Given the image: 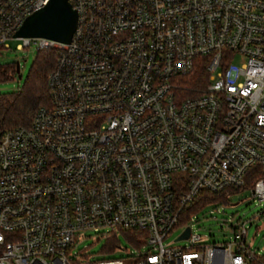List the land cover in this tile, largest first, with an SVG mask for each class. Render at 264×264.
<instances>
[{
  "label": "built area",
  "instance_id": "built-area-1",
  "mask_svg": "<svg viewBox=\"0 0 264 264\" xmlns=\"http://www.w3.org/2000/svg\"><path fill=\"white\" fill-rule=\"evenodd\" d=\"M47 1L0 0V51H58L48 103L0 129V264H264L244 223L208 244L197 212L178 224L201 191L264 166V0H70L69 42L15 37ZM201 60L205 82L187 85ZM249 190L264 201V177ZM176 228L187 244L165 245ZM86 231L99 252L78 248Z\"/></svg>",
  "mask_w": 264,
  "mask_h": 264
},
{
  "label": "rangeland",
  "instance_id": "rangeland-1",
  "mask_svg": "<svg viewBox=\"0 0 264 264\" xmlns=\"http://www.w3.org/2000/svg\"><path fill=\"white\" fill-rule=\"evenodd\" d=\"M19 39L8 41L9 48L0 51V64L19 62L20 78L0 82V92L16 90L24 81L30 64L36 53L35 46L19 49ZM242 56H234V62L242 61ZM244 223L246 228V243L257 255L264 258V201H257L249 189L231 195L228 203H213L199 210L192 221V232L200 236V243L222 242L229 240L232 233L229 225ZM180 229L176 228L163 240L165 245L184 246V239L175 241ZM120 244L126 252L135 247L122 235H119ZM105 240L97 239L95 232L86 231L78 248L86 247L87 252L97 253L102 249ZM125 253H112L110 256H123Z\"/></svg>",
  "mask_w": 264,
  "mask_h": 264
},
{
  "label": "trees",
  "instance_id": "trees-1",
  "mask_svg": "<svg viewBox=\"0 0 264 264\" xmlns=\"http://www.w3.org/2000/svg\"><path fill=\"white\" fill-rule=\"evenodd\" d=\"M57 54L58 51L54 48L36 50L22 85L16 90L0 92V129L27 125L35 110L39 106L48 103L49 94L46 76L54 66ZM204 66L205 61L197 62L195 69L190 74H187L183 81L190 86H202L207 78ZM16 77H18V74L16 73L15 62L0 64V82L12 80ZM258 177H264V166L254 165L247 170L242 187H228L216 192L201 191L191 205L184 208L178 224L185 223L191 214L198 212L200 208L207 204L228 203L231 195L250 189L254 180ZM137 233L138 231L134 229L119 231V235H122L133 245L136 244ZM118 238L114 236L113 239L117 241Z\"/></svg>",
  "mask_w": 264,
  "mask_h": 264
},
{
  "label": "water",
  "instance_id": "water-1",
  "mask_svg": "<svg viewBox=\"0 0 264 264\" xmlns=\"http://www.w3.org/2000/svg\"><path fill=\"white\" fill-rule=\"evenodd\" d=\"M77 13L70 0H48L44 6L27 16L15 37L47 38L58 42L70 41L76 28ZM18 78L19 63L15 62ZM188 229L179 238L188 236Z\"/></svg>",
  "mask_w": 264,
  "mask_h": 264
}]
</instances>
